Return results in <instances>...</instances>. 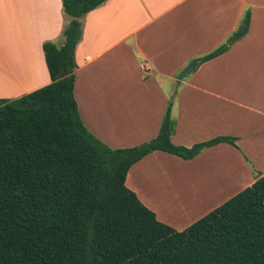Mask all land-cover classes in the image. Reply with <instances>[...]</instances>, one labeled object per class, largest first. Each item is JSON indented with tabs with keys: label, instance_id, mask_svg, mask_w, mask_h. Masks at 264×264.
<instances>
[{
	"label": "crops",
	"instance_id": "crops-1",
	"mask_svg": "<svg viewBox=\"0 0 264 264\" xmlns=\"http://www.w3.org/2000/svg\"><path fill=\"white\" fill-rule=\"evenodd\" d=\"M248 10L249 33L178 80L227 43ZM68 22L62 0H0V98L51 83L43 44L62 46ZM83 24L75 97L102 142L124 149L156 138L169 104L174 144L237 138L193 160L158 151L132 167L127 186L161 222L183 231L264 175V0H108Z\"/></svg>",
	"mask_w": 264,
	"mask_h": 264
},
{
	"label": "trees",
	"instance_id": "trees-1",
	"mask_svg": "<svg viewBox=\"0 0 264 264\" xmlns=\"http://www.w3.org/2000/svg\"><path fill=\"white\" fill-rule=\"evenodd\" d=\"M108 0H62L63 45L43 44L51 83L17 99L0 98V264H264V175L183 231L161 222L131 190L132 167L154 152L193 160L221 143L172 142L169 104L158 136L115 149L84 125L75 97L76 49L84 17ZM251 10L226 52L250 30Z\"/></svg>",
	"mask_w": 264,
	"mask_h": 264
},
{
	"label": "water",
	"instance_id": "water-1",
	"mask_svg": "<svg viewBox=\"0 0 264 264\" xmlns=\"http://www.w3.org/2000/svg\"><path fill=\"white\" fill-rule=\"evenodd\" d=\"M198 64V60L193 61L186 68L182 70V72L178 75V80L183 81L186 75Z\"/></svg>",
	"mask_w": 264,
	"mask_h": 264
},
{
	"label": "rangeland",
	"instance_id": "rangeland-1",
	"mask_svg": "<svg viewBox=\"0 0 264 264\" xmlns=\"http://www.w3.org/2000/svg\"><path fill=\"white\" fill-rule=\"evenodd\" d=\"M7 29L9 30V31H8V33H9L10 30H11L10 25L7 26ZM8 33H7V34H8ZM55 43H56V44H59V40H56ZM10 46H12L11 43H10V38L7 37V38L4 39V41H3V47H4V49H7V48H9ZM0 73H1V72H0ZM1 75H2V74H1ZM0 77H1V76H0ZM5 80H6V79H5ZM5 82H6V81H5ZM5 82H4V83H5ZM2 84H3V83H0V92H4V91H5L4 88H3V85H2ZM9 99H13V98H9Z\"/></svg>",
	"mask_w": 264,
	"mask_h": 264
},
{
	"label": "built area",
	"instance_id": "built-area-1",
	"mask_svg": "<svg viewBox=\"0 0 264 264\" xmlns=\"http://www.w3.org/2000/svg\"><path fill=\"white\" fill-rule=\"evenodd\" d=\"M142 69H143V70H147L148 68H147L146 65H142Z\"/></svg>",
	"mask_w": 264,
	"mask_h": 264
}]
</instances>
